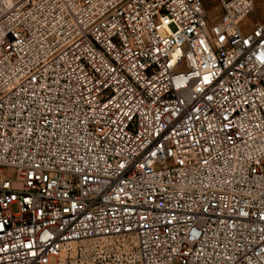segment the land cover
<instances>
[{
  "label": "built area",
  "instance_id": "built-area-1",
  "mask_svg": "<svg viewBox=\"0 0 264 264\" xmlns=\"http://www.w3.org/2000/svg\"><path fill=\"white\" fill-rule=\"evenodd\" d=\"M252 10L0 0V264H264Z\"/></svg>",
  "mask_w": 264,
  "mask_h": 264
},
{
  "label": "rangeland",
  "instance_id": "rangeland-1",
  "mask_svg": "<svg viewBox=\"0 0 264 264\" xmlns=\"http://www.w3.org/2000/svg\"><path fill=\"white\" fill-rule=\"evenodd\" d=\"M253 1V10L251 14L244 20V22L241 24V30L243 32H248L254 24L264 22V0H252ZM214 5L208 2L205 5V9L207 11V14L210 18V20H214L217 12L213 7ZM75 253H70L67 255L66 253H61L59 256V259H64L66 257H74Z\"/></svg>",
  "mask_w": 264,
  "mask_h": 264
}]
</instances>
